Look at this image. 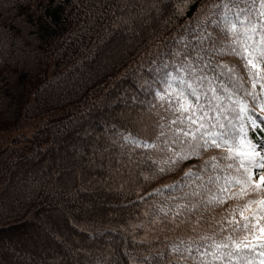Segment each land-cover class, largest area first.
I'll list each match as a JSON object with an SVG mask.
<instances>
[{"label": "trees", "instance_id": "1", "mask_svg": "<svg viewBox=\"0 0 264 264\" xmlns=\"http://www.w3.org/2000/svg\"><path fill=\"white\" fill-rule=\"evenodd\" d=\"M209 3L0 0V132L26 119L50 122L32 135L29 153L11 146L0 150V248L10 249H0V264L172 259L165 237L177 233H160L151 213L157 205L183 202L209 175L225 173L205 167V154L145 180L157 169L148 156L159 160L166 153L137 148L124 137L151 141L158 122L170 118L167 101L161 107L156 92L166 86L165 73L184 60L177 51L195 57L194 21ZM209 56L213 63L239 65L232 56ZM50 62L53 75L47 80ZM249 138L264 141V125L249 128ZM189 168L202 180L185 177ZM164 185L174 187L154 193ZM200 212L201 232L219 231L216 221L224 213L204 212L203 206ZM145 237L149 242L140 243Z\"/></svg>", "mask_w": 264, "mask_h": 264}, {"label": "snow or ice", "instance_id": "2", "mask_svg": "<svg viewBox=\"0 0 264 264\" xmlns=\"http://www.w3.org/2000/svg\"><path fill=\"white\" fill-rule=\"evenodd\" d=\"M200 12L192 29L198 41L192 49L195 57L177 51L184 60L174 65V72L165 73L166 86L156 92L161 107L167 101L170 118L161 117L164 122H158L151 141L131 135L124 139L137 148L166 153L159 160L148 156L157 169L145 180L205 154V167L210 164L213 172L225 173L209 175L180 198L183 202L157 205L151 213L150 223L160 233H177L165 237L172 254L166 264H264V141L249 138V128L264 125V0H210L207 11ZM207 53L235 57L239 65L213 63L211 56L205 59ZM184 176L202 180L193 168ZM171 187L164 185L154 193ZM188 196L193 199H185ZM201 206L204 212L219 208L224 213L216 221L219 231L201 232ZM148 242L147 237L140 241ZM159 255L163 259L164 253Z\"/></svg>", "mask_w": 264, "mask_h": 264}, {"label": "rangeland", "instance_id": "3", "mask_svg": "<svg viewBox=\"0 0 264 264\" xmlns=\"http://www.w3.org/2000/svg\"><path fill=\"white\" fill-rule=\"evenodd\" d=\"M52 67H53V62H50L45 75V79L47 80L53 75ZM31 101H32V96H30L29 98V102ZM48 119H46V121L43 122L38 118L26 119L23 122H21L19 127H17L16 129L0 132V150L3 149L5 146L7 147L11 146L13 148H21L23 150V153H29L32 149L30 144L32 141V135L37 130H39V128L43 124L47 125L48 123H50ZM1 248H3V250L6 253L7 252L10 253V249L8 245L4 244V246ZM16 258L18 259V256H16Z\"/></svg>", "mask_w": 264, "mask_h": 264}]
</instances>
